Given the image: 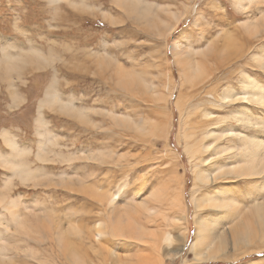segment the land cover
Masks as SVG:
<instances>
[{"label": "rangeland", "instance_id": "374dc122", "mask_svg": "<svg viewBox=\"0 0 264 264\" xmlns=\"http://www.w3.org/2000/svg\"><path fill=\"white\" fill-rule=\"evenodd\" d=\"M262 58L264 0H0V264H264L250 210L264 188L240 170L204 184L212 163L196 152L214 154L203 134L217 119L264 138L232 116L264 108L221 99L245 79L264 87ZM221 187L240 209L210 261L192 248L197 224L223 213L197 203ZM158 229L162 242L187 230L180 254L153 245Z\"/></svg>", "mask_w": 264, "mask_h": 264}, {"label": "bare ground", "instance_id": "6f19581e", "mask_svg": "<svg viewBox=\"0 0 264 264\" xmlns=\"http://www.w3.org/2000/svg\"><path fill=\"white\" fill-rule=\"evenodd\" d=\"M133 1H135V0H133ZM134 3L135 2H133V3L131 2V4H134ZM256 26H258V25L256 24ZM178 50H181V49L178 47ZM180 52H182V51H180ZM188 53H189V51H188ZM177 54H178V52H177ZM179 58L180 57H178V59ZM255 58H256V56H255ZM259 58L260 57H258L256 59L259 60ZM263 61H264V59H263ZM198 70H200V69H198ZM256 86L257 85L254 82H252L250 79H248V81L245 79V81L243 82V91L242 92H236V91H233L231 89H228L227 91H225V93L223 94V98L221 97V99L224 102H228V103H237V102L256 103L255 104L256 106L259 105L260 107L264 108V87H262V85H260L259 87H256ZM49 96H51V95H49ZM13 97H15V95ZM22 97H21V99H22ZM18 100H20V99H18ZM18 100H17V103L20 102ZM43 104H45V103H43ZM59 107H60V105H59ZM65 107L66 106L64 105V108ZM78 108L79 107H77L76 110H79L80 109V108L79 109ZM67 111H69V110L67 109ZM212 115H213L212 112H205L203 116H204V119L207 118V119L211 120V119L215 118V117H212ZM232 116H233V118L236 119L237 123H239V125L242 126L243 128L252 129V130H256L257 132L264 133V118H262L260 116L253 115L252 111H250L249 109H244L242 111H239L238 113L237 112L236 113H233ZM222 121L223 120H221L220 122H222ZM218 122H219L218 119L215 120L214 123H212L211 125H209V128L208 129L207 128L204 129L205 131H204V134H203V139H206L207 141L210 140L206 144V146H204L205 147V151H209L210 149H212V150H214V154H212L210 157L202 158L201 157V153L204 152V151L203 150L201 151L200 149H202V146L204 145V143L206 141L205 142L203 141V145H202V143L200 141L201 148H199V145L197 143V146H198L199 149H197L196 152H199V154H200V160L199 161L201 163H203V165L206 164V163H208V164L209 163H212L210 170H204V171L202 170V171H200L199 176H198V179H200L204 184H208V183H211V182H214L215 183V181L220 176L231 175L233 173L235 174V173H237L238 170H240L244 174L248 173L249 176L251 177V179H253L255 181L256 185L259 186V187H261L263 189L264 188V138H257V137H253L251 135H247L242 130H240L239 128H233V127H229L227 129H224L222 127H219L218 129L217 128L216 129L215 128H211L212 125L219 124ZM201 123H203V122H201ZM136 127H138V126H136ZM139 128H141V127H139ZM201 128H203V127H201ZM141 131L142 130H140V133H141ZM202 131H203V129H202ZM202 131H199L198 130V133L199 132H202ZM2 132H3L2 136L5 138V140H7L8 145L14 146L15 143L11 139V137L8 136V132L7 133L5 131H2ZM190 135H191V133H190ZM200 139H202V138H200ZM196 140H198V139H196ZM223 140H227L228 143L227 144H225V143L222 144L221 142ZM238 142H239V144H237ZM192 157H193V155H192ZM2 159H4V158H2ZM217 159H220V161L219 162L214 161V160H217ZM11 162H13V161H11ZM9 167H11V166H9ZM11 168H13V164H12V167ZM243 176H245V175H243ZM120 193H121V190L119 189V191L116 194L112 195L107 200L106 207H110V208H106V211L107 212H108V210L109 211H112L114 209L113 206L116 205V204L114 205V203L116 202V200L120 196ZM99 195H101V194H99ZM256 195L257 196L253 197V200H252V203H251V207H250L251 209L250 210L252 211V215L261 224L262 230H264V196H261L259 192H256ZM259 196H261V197H259ZM197 207H199V208H208V209H221L223 214H222V216H220L218 218H211V217H209V219H207L208 217L205 216V217H203L199 221V223L197 224L196 236H195V240L193 242V245H192L193 247L192 248L196 251V254H197L198 258H203V259L210 260V261L217 260V259H221V255L222 254L220 255V252L227 245V239L226 238L228 237V234L230 233V231H229L230 228L229 227L231 226V225L228 226V224H229L227 222L228 217H225V215H228L229 216L230 214H237V212L240 209V203L236 199V196L234 195L233 190L231 192H229V191H226V190H224L222 188L220 191H218V193H209L208 195L206 194L205 196H202L200 198V200L198 201V203H197ZM104 208H105V206H104ZM125 214H127V213H125ZM258 222L255 223V225L258 224ZM239 226H240V224H236V228L234 229V231H236L239 228ZM109 227H108V224L105 221L102 222L100 220L97 223L96 232L94 234V237L97 238V240H98L99 243H102V241H104V243H105L108 240H110V238H111L110 234H111L112 230L110 231ZM231 227H233V226H231ZM130 233H132V232H130ZM156 233L158 234V237H156L154 235L157 240L155 242L153 241L154 242L153 245H158L157 247L160 246V248H161V247H163L162 245H159V242H161V244L163 243L165 245V247L169 249V247H171L173 245V243L179 242V247H177L172 252H169L168 254H169V257L170 258H172V253L175 254V255L180 254L181 250L183 249V244L186 241L187 230H185L184 232H179L176 237H174L171 234H169V232L167 234L165 232V236L163 234V236L161 238V240L163 239V242L160 241L161 231H160V233L158 231ZM117 234H119V233H117ZM255 234H256V232H255ZM235 235H236V233H235ZM247 237L248 236L244 237V241H247L248 242L249 239ZM127 239H129V238H127ZM260 239L261 240H264V237L261 236ZM73 247H74V245H73ZM68 248H70V247H68ZM157 251H159V250H157ZM33 258H34V256H33ZM137 261H139V260H137ZM142 261H143V259H142ZM139 263H142L141 260H140Z\"/></svg>", "mask_w": 264, "mask_h": 264}]
</instances>
